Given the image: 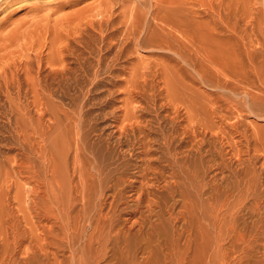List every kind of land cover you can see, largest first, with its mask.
Wrapping results in <instances>:
<instances>
[{
  "label": "rangeland",
  "instance_id": "rangeland-1",
  "mask_svg": "<svg viewBox=\"0 0 264 264\" xmlns=\"http://www.w3.org/2000/svg\"><path fill=\"white\" fill-rule=\"evenodd\" d=\"M1 1L2 0H0V2ZM57 1L62 2L63 0H20V1H17L15 3H12L11 5H8L7 9L5 8V6L1 5L4 2L0 3V5H1L0 6V187L2 186V190H3L2 194L5 192L6 194H3V195L7 196V197L2 196V205L5 208V209H3V211H5V212L7 211V213L10 214V216H8V214L5 215V219L9 220V221H7L8 222L7 228L5 227L6 225L5 226L3 225L4 220H3V222H1L2 218L0 217L1 218L0 219V225L2 223V225L6 228V230H5V228L3 229L2 228L3 226L1 225L2 226L1 229L3 230L4 233L0 232V238L3 239V237H4L3 234H6L7 231L11 234V231H14V230L17 231L18 234H19V232H22V230H23V233L19 234L20 237H21V235H22V237L25 235V238L23 237L24 239L21 237L22 240L24 241V244L19 249H21V248L22 249L21 250L17 249V253L15 252L14 244L11 243L12 242L11 238L8 240L9 242L7 243L8 247L10 248V251L9 252L7 251L8 255L5 254L7 248H6V245L4 244L5 250H3V251H5L4 252L5 256L7 255L8 257H5L4 254H2L3 253L2 252L3 242L0 240L2 243V244H0V248H1L0 259L3 258V256L5 259V260L1 259L0 264H4V262L5 263L7 262L6 264H11V263L12 264L13 263L14 264H17V263L18 264H41V262H42V264H47L46 260H44V256L42 255V253H40L39 249L41 247H43V245H44V244H42L44 242L43 241L44 236H41V235H44L43 234L44 230L42 228L44 226L43 224L47 225L48 223H45V221L42 219L43 217L41 218V215H39L37 213V210H34L33 207L31 206V204L33 202H35V204H37V200L35 197L31 198L34 196V195H32V190H31V186L33 185V182H32V179L29 178L32 175H31V173H29V171H26L27 167H29L28 166L29 163L34 165L35 169L39 171V167L41 166L39 164V162H40L39 156L41 155L40 152L42 150H41V148H38V146L40 147L41 144L44 145L43 148L44 147L46 148L48 145H52L55 142L57 144V147H58L56 149H59V145H61L59 143H62L61 140L65 139L64 140L65 142L63 141L62 145L65 144V146H66L65 150H68L66 152L67 153L66 155H68V158H67L68 160H66V157L64 155L65 152L63 153V149H62V152H60V151L58 152L55 149L56 146L52 147L57 152L55 154L58 155L59 153H63V155H64V156L63 155L61 156L60 154H59L60 156L56 155V161H58V159H59L60 162H63V164L61 163V166L63 165L61 168L66 166L64 169H62V172H63L65 169H67V164H68V166H71V164L73 163L74 154H75V151H73L74 150L73 147H75V144H76L77 139H78L77 137H79V136L81 137L84 135V138L85 137L87 138L90 135L89 136V142L86 141V143H89L91 147L96 146V149L94 148V150H92V151L94 152V155L99 159V162L100 163L103 162L101 164L105 165V168H112L113 170H118V175H119V176L117 175L118 177L125 175L127 178V181L123 184L122 187H124V188L126 187L125 189H128L127 193L125 195L126 198L124 199V202H128V204L125 206L127 208L128 212L122 211L121 215L124 214V215H122L124 217L123 219L129 218L128 214L130 213V211L134 205H133V203L128 201L129 197H127V196H130L132 194L130 192V188H129L130 186H128V185H129V181L134 182L136 180V177H137V174L139 171L138 167H140V165L143 162H141L142 160H140V158H138L139 152L137 153V151H140V149H137V147L133 148L132 143H134V138L131 136V134H129V136L128 135H122V133L119 132V130L116 128L117 126L120 127V126L126 125L125 124L126 121L132 122L129 120H125V122L123 121V124H122V122L119 124L117 123V116H118L117 111H119L118 109L122 107L124 102H126V103L131 102L130 110L136 109L137 113L139 112V114L142 117V119L140 118V120H141L142 124L144 123L143 126H146V127H144V129L146 128L145 131L147 132V134L150 135V138L155 140V141L161 140L164 136H168V135L170 137L175 135V137H173V140H180L182 137H183V139H185L184 134H185L186 138L191 137V135H190L191 132L189 130H191L190 129L191 124L193 125L195 122V126L197 125L198 131H200L198 134H200L202 131V135L200 134V136L204 137L205 140L203 142H205V147L207 148V150H209L211 148L212 149L214 148L215 150L211 149L212 151L210 150L209 154H204V156H200L195 151H192L188 147H186L187 146L186 144H183L181 147H177V148H179L178 149L179 151H183L184 154L182 153L176 158L175 157L174 158L163 157L164 160H163V158L157 159L155 162L156 163L155 165L157 167H158V165H162V164L165 165V167L159 166L160 169L163 168L161 171H163L165 173V175L161 174V176L163 175L161 178L164 177L165 179H168L169 175H171V173L174 170L175 173L177 174L176 176H178L180 178L179 179L180 183L179 182L176 183V193L173 197L170 196V198H168L169 195L167 194L166 191H164L162 189L155 190V192L157 195H159V197L161 195L160 201H162V204H164V206L167 205V207L172 212H175V213L179 212V210H181V207L183 206V203H181L182 197L184 196L187 198L188 195L191 196L190 194H192L195 191L198 193V190L196 188H193L192 185H190V183L183 176H181V171H182L183 167H185V166L190 167V168L197 167L200 170V172H199L200 178H198V181L201 184V190H204V187H205V192L203 191V194L201 193L202 199L199 200L201 202L198 201L199 195L196 194V192H195L194 195L195 194L198 195V197L195 196V198H197L196 200L199 203L195 200L193 194L188 199V200H190L189 203L190 202H191L190 204L193 203L196 207L198 204L201 203L200 204L201 206H198L197 209H201L202 212H203L204 206H205L204 208L206 210L208 208L209 209L212 208L213 210H211V211L209 210V212H210L209 214H211V213H213L214 208L218 207L219 204L223 205V204L227 203L226 200L229 199L228 195L232 194L234 192V194L236 195V200H237V196H240V198H239L240 200L238 199L239 201H237L240 203L239 208L242 207L241 209H244L243 211H239L238 216L236 218V220L238 221L237 222L238 231L242 232V234H244L245 237L249 238L251 240V243H252V245L250 244L251 246L243 245V247L245 246L243 248V247H241V245H238V244L231 245L232 242L231 243L227 242V244L225 242L224 244L226 246L224 245L222 250H221L222 252L224 251L225 254L221 252L220 254H222V256L219 259L220 261H217L215 264H217V263H219V264L220 263H222V264H264V0H156V1L155 0H124L126 2L125 3L126 6L124 5L125 9L121 5L122 3H124L123 0H120L121 3L119 2V0H116V1L115 0H68V2H67V0H64L65 6L62 8H58L59 5L56 3ZM17 3H19V4H17ZM113 8H115V10ZM122 8L125 10V12L123 11ZM162 9H163V11H162ZM111 10H112V12H109ZM164 10L165 11L170 10V12H164ZM135 11H137V12H135ZM163 12L170 14V15H168V18L171 17V22H172V19L174 21V18H175V22L176 21L178 22V20H179V23H181V24H179V26H177L176 31H174V33L176 35H178V33H176V32H181V36H182V33L184 32L183 34H185V36H186L187 35L186 33H188V30L194 28L193 31L196 30V31H194L196 33V34L194 33V36L196 35L195 38L200 43V40H201V42L203 41L202 39H200L201 33H199L202 30L201 27L202 28L204 27V29H205V30L201 31L202 33L206 32L208 29L209 31H207V33L210 32L208 34H212V35L215 34V36L214 35H213V37L211 36L212 41L208 42L207 44H204L205 41L202 42L204 44V46H201V45H203L202 43L195 46L199 55L205 56L208 53L209 57L211 56V60L214 63L213 66L211 65V67H210L211 71L210 72H209V70L207 71L208 72V73H206L207 77L205 76L206 78L209 77L208 78L209 80L204 78V77L202 78L201 75H198L197 73L192 71V69L187 64L185 65L183 62H179L177 57H175L171 52H169V53H170V56H171V54L173 55V58H172V56L169 57V54L167 53L168 51L164 52L163 50L157 49L156 47L155 48L152 47L153 45H151V46L145 45L144 47H142L138 51H136V53L133 55L134 58L138 59L137 61H139L140 65L143 64L142 66H140L138 63H136L139 66H137V65L135 66L136 68L138 67V70H142V73L145 72V74H143L142 76L140 74H138L136 78L134 77L132 79L131 78L126 79L124 77H119V78L112 77V78H114L113 80L110 76L108 77V76L102 75V74H100V76H101V77L99 76L100 78H95L92 76L94 71H95L94 67L97 63L96 62L97 59L94 55H96V53H97V51H99L100 47H103V45H104L103 41L101 40V38H102L101 35L104 37L106 35H112V37H113L112 40L114 42L113 44L121 46L124 42L123 36H125L126 29L132 28V26H135V24L137 22H139V23L141 22V24L142 23L145 24V25L144 24L141 25V28L143 26L142 29H146V30H149V29L150 30H152V29L156 30V28L160 29L161 21L160 20H154V15L156 14L157 16H159ZM110 13H112L113 15ZM219 13H220V15H218ZM108 14H110V15H108ZM209 14H210V16L212 15V17L208 16ZM222 15L224 17H222ZM217 17H218V19L220 17V20H218ZM182 20H184V21H182ZM86 21H88V22H86ZM91 22L95 26L94 29L92 27H89ZM205 22H207L208 25L210 23L211 24L208 26L207 23H205ZM215 22L216 23L218 22V24L220 23L221 27L223 26L222 28H226L225 31H223L224 32L223 35H227V36H225L227 38L224 37L225 41H223V42H221L222 40H220V39H222L223 36L220 37L221 31H219V29L222 30V28H220L218 26V24H214ZM225 22H226V24H225ZM87 23H89V24H87ZM100 23L103 26L102 29L105 30L102 33L100 31ZM182 23H183V25H182ZM185 23L190 24V25H187ZM146 24H147V26H146ZM158 24H160V25H158ZM191 24H192V26H191ZM199 24H200V26H199ZM196 25L199 27L200 30H198V27ZM213 25L214 26L216 25L215 28L213 27ZM128 26H130V27H128ZM183 26H186L187 30L185 29L183 31V29H184ZM188 26L189 27L191 26V28L188 29L187 28ZM193 26H195L197 28H195ZM85 27H86V29H85ZM148 27H149V29H148ZM181 27H183V29ZM205 27H207V28H205ZM77 28H78V31H77ZM97 28L100 32L94 31ZM178 28L179 29L181 28L182 31H180L181 29L178 30ZM217 28H219L218 29L219 35L216 34ZM73 29H74V31H73ZM82 29H84L86 31V34L84 33V30H82ZM159 29H158V32H159ZM81 31H82V33H81ZM191 31H189V32L191 34H193V31L192 32ZM226 32H228V33L225 34ZM74 33L76 35H77V33L81 34V36H83V37L86 35L84 37V39L86 38V40L89 42L90 46L88 48H85V47L80 48V45H78L76 43V41H74L80 35H77V37H76V35H74ZM93 33L95 36L93 35ZM197 33H199V35H197ZM88 34H92V35L91 36L89 35L90 36L89 37ZM97 34H98V36H97ZM56 35L58 36V38ZM60 35H63V36L61 37ZM179 36H180V34H179ZM179 36H177V37H179ZM181 36L179 37L180 39H181ZM59 37L62 40H60ZM91 37H93V38L91 39ZM183 37H184V35L182 36V39H183ZM218 37H219L220 41L217 40ZM208 38H210V36ZM54 39H57V41H58L56 46H54L53 41H51ZM67 39H69V40H67ZM142 39H143V41L145 40V42H150V39L148 37H144ZM116 40H117V42H116ZM210 40H211V38H210ZM215 41H217L219 43L217 44V42H216V44H215L214 43ZM109 43H112V41H109ZM61 44L63 46H64V44L65 45L68 44L69 45L68 48L75 49V50H77V52H79V50L84 51V54L82 55L83 57L81 56V62L83 61L82 63L81 62L77 63L75 61V59L73 60L71 58V56L67 57L68 61H71V64H72L71 67L74 69L72 72H69V76L71 75L70 77H68V78H71V79H69L70 81L67 79V76L64 77V79H65L64 80V79H60L59 77L57 78L56 75H54V73H52L53 72L52 70H55L56 67L58 68V65H54L53 64L54 62H52L51 58H53L52 55L55 56V54L57 53V50H58L57 47L58 46H59V49L63 48V46ZM219 45H221L222 47ZM60 46H62V47H60ZM198 46L202 47L199 49L200 51L197 48ZM97 47H99V48H97ZM219 48L221 51L222 50H226V51H224V53L221 54ZM88 49H90V50H88ZM90 51L92 53L94 51V53H93L94 55L89 54ZM157 51H159V52L157 53ZM102 53L104 55L107 54L106 49H104ZM161 53H165V54L163 55ZM79 54H81V53H79ZM153 54H154V56H153ZM47 55H49L50 59H48ZM40 57L42 58V60H40L41 59ZM160 57L163 59L161 60ZM164 57L167 58V59H165L166 63L168 65H170V67L168 66L169 67L168 70L166 68L167 66H166ZM170 58H172L171 61H170ZM44 59H46V60H44ZM47 59H48V61H47ZM175 59H176V62L177 61L179 62V63L177 62L179 64L178 66L176 65L177 63L174 62ZM199 59L202 60V57H199ZM50 63H52V64L50 65ZM86 63L88 66H86ZM88 63H90V64H88ZM150 63L152 65V69H151ZM163 63H165L164 66H166L165 67L166 69L164 71L162 68H159L161 65H163ZM180 63H182L183 65ZM75 64H77V65H75ZM127 64L128 63H127L126 59H122V61L120 62L121 66L122 65L126 66ZM29 65L31 66V68L29 67ZM40 65L43 68H41ZM78 65H79V68H78ZM83 65H85V66H83ZM157 65H158V68H157ZM143 66H144L146 71L143 70ZM173 66H175V67H173ZM216 66H218V67H216ZM80 67L83 69H81ZM84 67H85V69H84ZM161 67H163V66H161ZM27 68H30V69H27ZM170 68L172 69L171 71H170ZM188 68H190V69H188ZM213 68L217 69V70H214ZM21 69H22V71H21ZM78 69L81 71H79ZM39 70H41V71H39ZM219 70H221V71H219ZM216 71H218V72H216ZM175 72H177V73H175ZM139 73H141V72H139ZM192 73H194V75L195 74L197 75L194 77L195 80L192 77V76H194ZM36 74H37V76H36ZM49 74H50V76H49ZM77 74H79V75H77ZM159 74H161V75H159ZM14 76H18L19 79H21V83H22L21 85L22 86L18 87L19 88L18 89V88H16V84L10 85L11 86L10 89H12V90L9 89V91L11 92L10 97L11 98L13 97L14 101L17 98L21 101H19L17 99L15 101L16 103L13 101L14 104H10L12 99L10 101V97H9V99L6 97L5 89L7 91L8 85L14 82L13 81V80H15ZM29 76L31 79H32V77L35 78V76H36L37 82L42 81L41 83L43 85L41 86V83H40V87H39L40 90H42L44 88L46 81L47 82L49 81V84L51 85L50 89L51 88H53V89L50 92H48L49 95L50 94L51 95L50 96L47 95L46 98L47 97L49 98L53 95V97H52L54 99L53 103L47 102V101H52V100L48 99L47 101H45V100L41 99V97L38 98V96H37V99H34L35 96L31 92V88H33L34 86L32 87L31 86L32 84L29 85V83L31 82V81L29 82V80H28ZM74 77H76V78H74ZM175 77L177 79H175ZM79 78H80V80H79ZM59 79H60V81H59ZM77 79L80 82H77ZM192 79H193V81H192ZM144 80L148 81L149 89H148V87H145L144 89L146 91H141V92L142 93L145 92L144 94L148 93L151 95V96L148 95V97L150 96L149 97L150 103L146 98H143L139 94H136V97L133 101L128 100L127 96L125 97L124 95H122L127 90L128 87H136L137 82H142ZM177 80H178V82H177ZM203 80H205V81H203ZM6 82H10V83H6ZM60 82H62V83H60ZM191 82L193 83V85ZM237 82H241V84H242L241 89L239 88L236 91H232L230 89L229 85H232V84L235 85V84H237ZM163 83L167 84L168 86H166ZM179 83L181 85H179ZM224 83H225V85H224ZM191 85L194 88L196 87V89L194 90ZM226 85H227V88L229 87L228 88L229 90L226 89V87H225V89L221 88V87L226 86ZM166 87L168 88V90L166 89ZM34 88L36 89V85ZM62 88H63L64 92H62L63 91ZM124 88H126V89H124ZM161 88H162V91H160ZM141 89H143V88H141ZM147 89H148V91L151 89V92H148ZM165 89H166V91H165ZM16 90L17 91L19 90L18 92H20V94H17ZM27 90H28V92H27ZM123 90H124V92L122 93ZM186 90L188 93L186 92ZM196 90H197V92H196ZM167 91H168V93H167ZM171 91H172V93H171ZM180 91H181V93H179ZM182 91H185V92L183 93ZM195 92L198 94H195ZM21 93H22V95H21ZM26 93H28V94H26ZM164 93L166 95L168 94L169 97L167 95V97H168L167 98ZM175 93L177 94V96H174V97H178V98H179V95L183 93L182 95H180L181 100L177 101V98H174V99H176L175 101L177 103L174 101L173 98H170V97H173V95H175ZM208 93L210 95H206ZM212 93H213V95H211ZM163 94L165 95L166 99L164 97H161V99H160L159 96H162ZM18 95L21 96V98H19ZM138 95L140 97H138ZM183 95H184L185 100L182 98ZM187 95H189V96H187ZM154 96H156V97H154ZM15 97H17V98H15ZM188 97L191 98L190 101H189ZM226 97H228L229 101L234 99L233 102L231 101L232 102L231 105H234V106H231L229 104L231 102H228V99H226ZM52 98H50V99H52ZM39 99H41L40 102H39ZM143 99H145V100H143ZM167 99H169V102ZM186 99L188 100L187 102H185ZM207 99H209V101H207ZM216 99H218V100H216ZM37 100H38V105H40L41 101L45 105L41 103L40 108H39L36 104ZM193 101H195V105L194 104L191 105V103ZM178 102H180V104H178ZM182 102L184 105L182 104ZM214 102H216V103H214ZM217 102L220 103V106L218 105ZM46 103L48 105V109H47ZM50 103H51V106H50ZM134 103H135V105H134ZM141 103L143 105H139ZM159 103H161V104H159ZM167 103H168V105H167ZM188 103H190V105ZM17 104L20 106H19V108H16V110H15V107H13V106L14 105L16 106ZM35 104H36V106H33ZM153 104H155V105H153ZM169 104H170V106H169ZM228 104L230 107H234V108H232L233 110H236L237 108L239 109L241 107L240 109L244 110V112L242 113V110H240L241 111V113H240V111H238V109L236 110V112L232 111L231 108L229 109V106H227ZM162 105H165V106L162 107ZM171 105H173V106L175 105L176 108H178V105H179V107H180V108H178L179 113H177L179 116L178 115L172 116V115H175L176 113L174 114V111L170 110V109L174 108ZM235 105L237 106V108H235ZM10 106H11V108H10ZM24 106H25V108H24ZM49 106H50V109H49ZM141 106H143L144 109L141 108ZM157 106L158 107L160 106V107L158 108ZM168 106H169V108H168ZM182 106H183V109H182V111H180ZM226 106L228 107L229 110H227L225 108ZM26 107H29V109L27 108V110H26ZM51 107H52V110H51ZM146 107H147V109L148 108L149 109L147 110ZM250 107H252V108H250ZM61 108H63V109H61ZM64 108H67V111L69 108V112L63 113L66 110V109L64 110ZM163 108H164V110H163ZM190 108H191V110L195 109L194 111H195L196 115H198L195 117L197 119V121L200 120L199 119V115H200L203 118V120L202 119L200 120V124L202 122L204 125V123L206 122L205 123L206 125H204V126L200 125L199 121L197 122L196 120H194L193 123H191L190 125L188 124L194 116L192 114H188V112H187V115H185V113H186L185 111H187V110L191 111ZM13 109H14V111H12ZM21 109H23V110H21ZM40 109H41V112L45 109L42 112V115H41L42 118H41V116H39L41 114V112L39 113ZM212 109H214V110H212ZM17 110L18 111L21 110V113H20V111L17 113ZM46 110H48V111H46ZM200 110H203V112ZM15 111H16V113H14ZM37 111H38L39 115H37ZM70 111H72V112H70ZM80 111L82 112V115H83V117H82L83 119L82 118L80 119L81 121L83 120V130H82L83 133L80 131L81 134L79 135L77 133V135H76V133H75L76 132L75 131L76 125H74V123H76L78 121L77 117L79 116L78 113ZM171 111H172V113H171ZM228 111L232 112L233 114L231 113L232 114L231 115L230 112L228 113ZM19 113H20V115H19ZM69 113L74 114V116L72 117L71 114H69ZM200 113H202V114H200ZM207 113H208V115H206ZM64 114H66L69 117L71 116V118H73V120L75 122L72 123L73 120L72 119L69 120V118L67 116H65ZM212 114L214 116L213 118L211 116ZM226 114H227V116H226ZM164 115H166L167 118ZM180 115H182V116L180 117ZM242 115H244V116L241 117ZM152 116H153V118H152ZM206 116H208L209 118L211 116L210 120ZM228 116H230V119L227 118ZM46 117H47L46 120H48L47 122L44 119ZM66 117L69 121L66 119ZM156 117H157V120H156ZM85 118H86V120H84ZM238 118H239V122H243L240 130L243 128V130H245L244 132H247L248 140H251L250 141L251 147H252V150H254V152L249 150L248 144H246L245 141H243L242 145L238 146V147H235L234 143L231 142L232 146H234V149H235L233 155L236 154L234 156V159H238L239 157H241V153H242V157L244 154L246 155V156L244 155V157H243L246 161L249 159L248 162H246L241 157V159H243V165L244 166L239 165L236 161V164H238V165H236L237 167L234 170L235 160H233L232 156L229 153H226L227 150H228L227 152H229V150H230V148L227 147L228 135H229V131L227 129V124L230 125L233 122L235 123V121L238 120ZM50 119L51 120L54 119V120L51 121ZM144 119H145V121H144ZM212 119H213V122H214V120H217V121H215L217 123H211L210 124V121ZM49 120H50V123H52V124L49 123ZM71 120H72V122H71ZM244 120H245V122H244ZM59 121H60V123H59ZM37 122H39V123H37ZM44 122L47 125H45ZM55 122L57 123L58 127H56ZM172 122H173V124H172ZM224 122H225V124H224ZM65 123H67V124L69 123L68 125H70V123H72V124L70 126H67V124H65ZM53 124H54V126H51ZM59 124H61V125H59ZM152 124H153V126H152ZM180 124H182V125H180ZM186 124H188V125H186ZM213 124H214V126H215V124H217L215 127L216 130H214V128H212L214 130V132L211 131V126ZM223 124H224V126H223ZM48 125L50 126V128H46V126H48ZM84 125L86 126V128H84ZM163 125L165 127H163ZM185 125L188 126L187 132L189 131V134L186 131H184ZM148 126H149V128H148ZM205 126H206V128H204ZM221 126H223L224 130L225 129H227V130H225L223 132V129ZM37 127L40 128V131L43 129L42 130L43 132L41 131L43 135L47 134L48 131H50L49 132L50 134L44 135V137H45L44 138L43 136L40 135L41 132L38 133ZM41 127H43V128H41ZM53 127H54V129L52 131V134L53 133L54 134L56 133L57 135L59 134L58 136L60 137L61 135H65L64 133H66L67 136L66 135L65 136L68 139L71 140V138L72 139L76 138V140L74 139L75 140L74 142H72V140L71 141L66 140L67 138L65 136H63V137L61 136L62 139L60 140V142H59V140L56 141L55 139L54 140L51 139V138H54V136L57 137V135H54V134H53L54 135L53 137L48 136V135H52L51 129ZM71 127L75 128V129L73 128L74 129V135H73V130ZM175 127L178 128V131L176 130ZM202 127H203V129H202ZM244 127H246V129H244ZM247 127H248V129H247ZM62 128H64V129H62ZM150 128H151V130L152 129L153 130L150 131ZM167 128H169V129H167ZM85 129H87V130H85ZM147 129H149V130L147 131ZM182 129L184 132L180 131ZM63 130H66L67 132L64 131L62 133ZM84 130H85V132H84ZM205 130H206V134L203 135V133H205L204 132ZM220 130L222 133H220ZM243 130L240 132L242 133ZM69 131L72 133L69 134L68 133ZM87 131L90 133H88ZM226 131H228V132H226ZM210 132H212V133L209 134ZM225 132L227 133L226 135H225ZM214 133L217 135V137L213 136V135H215ZM71 134H72V136H71ZM171 134H173V135H171ZM186 134H188V135H186ZM208 135L211 137V139L208 137ZM70 136H71V138H70ZM155 137H156V139H155ZM159 137H160V139H159ZM86 138H85V140H86ZM222 138H224L226 140H224ZM23 139H24V141H23ZM36 139H37V141H35ZM56 139H58V138H56ZM87 140H88V138H87ZM41 141H42V143H41ZM51 141H52V143H49ZM37 142H38V144L40 143L38 146H37ZM68 142L69 143L71 142V144L70 145L67 144ZM130 142H131V144H130ZM233 142H235V141H233ZM258 142H259V145H257ZM221 143H224L223 145H224L225 149H227V150L223 149ZM228 143L230 144V141ZM254 143H256V147L258 148V150H256L257 148L254 149V147H255V146H253ZM31 144L33 145V149L31 148L32 147ZM89 144H87V145L89 146ZM70 146H72L73 149ZM258 146H260V147H258ZM93 147L91 149H93ZM184 147H185V149H184ZM61 148H64V146L60 147V149ZM70 148L72 149L71 151H69ZM239 148H242V150H239ZM37 149L40 151H38ZM155 149L156 150L159 149V151L162 150L161 147H159V145L155 146ZM24 150H26L25 153H28L29 156L27 154H26L27 155L26 156L25 153L22 152ZM28 150H30L29 151L30 153L27 152ZM33 150H34V152H31ZM223 150H225V151L222 154ZM35 151H36V153H35ZM186 151H188V152H186ZM69 152H70V154H69ZM219 153L222 156L221 155L219 156ZM225 153H226V155L224 156ZM237 153H239V154H237ZM227 154L230 156H228ZM159 155H160V152H159ZM32 156L34 157V159ZM29 157L30 158L32 157V158L30 159ZM203 157H206V158L203 159ZM223 157H225V158H223ZM227 157H229L230 159ZM245 157H247V159ZM250 157H252V158L250 159ZM35 158L38 162L35 161ZM221 158H223L224 161H222ZM25 159H27L28 161L30 160V161L28 162ZM104 159H105V163H104V161H102ZM184 159H185V161H184ZM214 159H216V160H214ZM193 160H194V162H193ZM59 161L57 163H59ZM67 161L69 163H67ZM229 161L230 162L233 161L234 163L233 162L230 163ZM21 162H22V165H20L21 167L24 164L26 165L27 162H28V164L26 166L24 165L26 168L24 169V166H23L22 167L23 170L20 171L19 169L21 167L18 168V166H19V164H21ZM106 163H108V165ZM195 163H197L196 166H195ZM202 163H203V165H202ZM207 163H209L210 165ZM38 164H39V166H38ZM64 164H66V165H64ZM110 164H111V166H110ZM246 164L249 166L247 167ZM179 165H181L182 167ZM107 166H110V167H107ZM239 166L241 168H239ZM187 167H185L184 170H186ZM243 167L244 168L247 167L248 169L249 168L251 169L253 167V169L252 170L249 169V171H248V169L246 168L247 170L244 173V172H242L244 169ZM204 168H206V170ZM207 169H208V171H207ZM226 169H227V171H226ZM229 169H231L232 171H229ZM24 170L26 171V173L24 172ZM67 171L68 170H65L66 173L65 172L64 173L65 174H67V173L72 174V171L71 172H67ZM249 172L251 173V176H249L250 175ZM253 172H254V174H252ZM200 173H202V176H203L202 179H201L202 176L200 175ZM221 173H223L222 176H221ZM246 173H247V175H246ZM248 173H249V175H248ZM71 174H69V175H71ZM120 174H121V176H120ZM204 175H205L206 179H205ZM209 175H210L209 178H211V179L208 178ZM238 175H239V177H238ZM252 176L254 177V179H251V178H253ZM222 177H223V180H222ZM236 177L238 178V180H240V178H241V180L243 182H244V179H245V181L246 180L247 181L244 182V184H241L242 182L240 180L241 183L236 182L237 184L239 183L237 185L234 181L237 179ZM243 177H245V178H243ZM75 179L77 180V178H75ZM229 179H231V180H229ZM170 180L172 182H175L174 179H170ZM208 180H211V181H208ZM221 180L223 182H225L224 186L222 185L224 183ZM251 180H253V182H251ZM29 181H31L32 184H29V183H31ZM207 182L208 183L210 182V183L208 184ZM211 182L214 183V185ZM221 182H222V184H221ZM23 183L24 184L28 183L27 184L28 186L24 185ZM202 183H203V185H202ZM228 183H229V185H228ZM250 183H253V184H251V186L253 185L254 188L250 186ZM226 185H228V186H226ZM18 186H19V188H22V190L16 189ZM245 186L248 188V189H246L248 194L254 192V194H251L252 197L249 196L245 192V190L243 189V188H245ZM192 188H193V190H192ZM211 188H212V190H211ZM185 189H190V191H193V192L190 193L189 190H187V191H189V192H187ZM208 189H210V190H208ZM8 190L13 196L15 195L16 191H18V192L21 191L22 192L21 196L23 195L22 196L23 198H20L21 197L20 193H16L17 194V195H15L16 197L14 196V198H12L11 197L12 195L10 193H8ZM250 190H251V192L249 193ZM179 191H181V192H179ZM182 191L186 192L188 195L183 192L184 194H186V195H184L182 193ZM210 191H212V192H210ZM0 192H1V188H0ZM128 192H130V193H128ZM159 192H161V193H159ZM225 193H226V195H225ZM182 194H183V196H182ZM206 194H207V197H206ZM209 194L211 195L212 198L210 197ZM241 194L243 196H245V198H243V196ZM9 195L12 199L9 197ZM109 195H112V194L109 193ZM180 195H181V198H180ZM219 195H220V197H218ZM17 196L20 198V202H21L20 205H19V202L18 203L16 202V201H19V200H16V198L18 199ZM26 196L28 198L25 202L24 200H25ZM214 196L215 197L217 196V198H215ZM247 196L250 197V199H248ZM241 197H242V199H241ZM7 198H8V200H7ZM204 198H205V200H207L206 204L203 203V202H205V201H203ZM9 199H11V201ZM177 199H178V201H177ZM212 199L213 200L215 199L216 201L218 199V200H221V202L219 201V202L215 203V201L213 202ZM246 199L249 201H247ZM3 200L5 201V203ZM12 200H14V201H12ZM173 200H175L177 203H175V201H173ZM192 200H193V202H192ZM208 200H209V203L210 202L211 203L213 202V203L210 204L211 207L208 206L206 208L207 204H209ZM231 200H229V201H231ZM0 201H1V199H0ZM7 201H10V203ZM11 202L13 205H11ZM22 202H23V204H22ZM6 203H8V204H6ZM16 203H17V205H16ZM21 204H22V206H21ZM241 204L244 205V208H243V205H241ZM7 205H8V207H7ZM174 205H176V206H174ZM202 205H204V206L202 207ZM9 206H10V208H12V207L13 208L10 209ZM28 206H31L32 207L31 210H33V214L31 211L29 213H31L34 217L36 215V217L34 219H33V217H31V219H33V220L36 219L37 222H35V221L33 222L31 219H29V215H31V214H29L28 212H25L26 210L29 211L30 208ZM108 206L109 205L105 206L106 209H108ZM123 206H122V208H123ZM253 206H256L255 207L256 209H254ZM27 207L29 209H27ZM18 208H19V210H18ZM24 208H26V209H24ZM250 208H252V209H250ZM165 209L166 208L164 207L163 208L164 214H166ZM205 209H204V211H206ZM14 210H16V211H14ZM23 210H25L24 212L26 214H28V216L25 214L26 215V217H25L24 214H21L20 211H23ZM254 210H256V212ZM18 211H19V213H18ZM34 211H35V213H34ZM252 211H254V212H252ZM120 212H121V210H120ZM240 212H241V214H240ZM203 213H205L206 216H204V214H203L202 215L203 217L202 216H200V217L203 218L204 222L209 221L206 224L201 219V221L204 223V225H206L204 233L206 232V229H209V231H207V233L211 232L209 236H211V234L214 236L215 230L213 231L211 229L213 227V225L211 224L212 222L210 220L209 214L207 213L208 214L207 215L206 212H203ZM1 215L2 214H0V216ZM6 216H7V218H6ZM27 217H28V219H27ZM204 217H206V218L204 219ZM193 219L195 221L199 220L198 222H200V219L197 216L194 217ZM239 219L241 221H239ZM18 220H19V222H18ZM26 220H27V222L29 220L30 223L26 222V224H25ZM41 220H43L42 221L43 223L41 222ZM150 221L155 224L154 231L150 228L149 224L147 226H145V228L143 229V233H141V234L139 232H137V230H131L132 233L130 232L128 239H127L128 244L126 242H122L119 246L116 244L113 246L111 245L109 248L110 253H109V256L107 257V259L109 261H107L106 263H102V264H115L118 261L117 256L119 258V254H120L119 249L120 248L122 249V251L123 250L126 251L128 249L132 254L134 253L139 259L141 258V260L144 257H150V259L153 260V261H151L152 263L160 262L161 260L163 261L164 260L163 254H165V252L162 251V244H164V242H165L164 241L165 235H163L164 234L163 231L159 235H157L156 233H153V232L158 231V227L160 225V222L157 221L156 217H152ZM7 222L5 221L4 224H6ZM239 222H241L240 225L238 224ZM32 223H35L34 224L35 226L31 225ZM120 223L123 224L122 222H120ZM203 223H202V225H203ZM27 224L31 225L32 230H33L32 232L30 231L31 230L30 225H27ZM36 224H37V226H36ZM181 224L182 223L177 224L178 229H180V227L183 228L184 223H183V225H181ZM210 224H211V226H210ZM38 225L41 228H38L39 227ZM196 225H195V227H196ZM27 226L30 227V230L27 233L29 236L26 233H24L25 231H27L29 229V228L25 229V227H27ZM209 226L211 228H208ZM18 228H21V229H18ZM36 228L40 229L37 231L38 234L40 233V236H38L39 240L42 237L41 238L42 240H40L39 243H37L38 240H37V242L34 241L35 235L37 234L36 232H34V229H36ZM242 228L244 231L242 230ZM8 229H10V230H8ZM213 229H214V227H213ZM203 230H204V227H203ZM41 231H43V233ZM30 232L31 233L34 232L35 234H31ZM212 232H214V234ZM207 233L205 234L206 238H207V235L209 234V233L208 234ZM31 235H33V236L30 237ZM135 235L138 236V237L137 236L136 237L139 240L135 238ZM209 238L211 239L214 237L211 236ZM210 239H208V244H209V242L214 241V240H210ZM161 240H163V241H161ZM254 241H256V242L253 243ZM30 242H32V243L30 244ZM130 242H133V243H130ZM34 243L36 245H33ZM211 243L209 244L208 247L205 248V251L206 250L208 251V252L206 251L208 253V254L206 253L208 255L207 257L210 258V260L207 259V261L208 262L211 261V262H209V264H213L214 257H211L210 255L211 254L214 255V253H215L214 249H212L213 244H211ZM29 244H30V246H29ZM37 244H39V245L42 244V246L40 245L41 246L40 247ZM230 245L233 246V249ZM234 245L238 249L236 247H234ZM32 246L33 247L38 246L35 248L37 250L34 249V251L37 252V255H35L33 257H32V254H30V252L33 250H31L29 252V250L31 249L30 247H32ZM239 247H241V248H239ZM24 248L28 252V254L24 250ZM242 248H243V250H242ZM252 248L254 250H252ZM224 249H226V251ZM24 251L26 252V254ZM38 251L40 253L39 256H38ZM22 252H24V254H22ZM116 252H118V253H116ZM9 253L10 254L12 253V256ZM113 253L116 255H114ZM232 254H233V256H232ZM27 257H29L30 259H28ZM38 257H41V258L39 259ZM9 259H10V261H9ZM197 264H199V263L197 262Z\"/></svg>",
  "mask_w": 264,
  "mask_h": 264
},
{
  "label": "bare ground",
  "instance_id": "bare-ground-1",
  "mask_svg": "<svg viewBox=\"0 0 264 264\" xmlns=\"http://www.w3.org/2000/svg\"><path fill=\"white\" fill-rule=\"evenodd\" d=\"M17 1H20V0H2L0 3H2V2H4V3H2L1 5L2 6H5V8L7 9L8 8V5H11L12 3H15V2H17ZM116 1V0H115ZM124 1V0H123ZM122 1V2H123ZM156 1V0H155ZM55 2V1H54ZM67 2H68V0H67ZM108 2V1H107ZM119 2L121 3V1L119 0ZM59 6H58V8H62V7H64L65 6V3H64V0L62 1V2H60V1H57L56 2ZM125 1H124V3H122L121 5L123 6V8H124V5H125ZM17 4H19V3H17ZM0 5V6H1ZM16 5V4H15ZM113 5V4H112ZM14 6V5H13ZM35 6V5H34ZM126 6V5H125ZM11 7V6H10ZM119 8V7H118ZM122 8V9H123ZM114 10H115V8H113ZM112 9V10H113ZM125 9V8H124ZM123 9V11L125 12V10ZM112 10L111 11H109V12H112ZM121 11V10H120ZM162 11H163V9H162ZM114 12V11H113ZM135 12H137V11H135ZM164 12H170V10L168 11V10H164ZM159 13L160 15V17L159 16H157L156 14L154 15V20H160L161 21V25L160 24H158V25H160V29H159V32H158V29L156 28V30H154V29H152V30H150L149 29V27H148V29L149 30H146V29H142L143 28V26H142V28H141V25H143L144 23H142L141 24V22L139 23V22H137L136 24H135V26H132V28H127L126 29V32H125V36H123V38H124V42H123V44L121 45V46H119V45H116V44H113L114 42H113V37H112V35H106L105 37L104 36H102L101 35V40L103 41V47H100V49H99V51H97V53H96V55H94L93 53H94V51H93V53L91 52H89V54H93L95 57H96V65H95V71H94V73H93V77H95V78H100L101 76H100V74H102V75H106V76H110L111 78L112 77H116V78H119V77H124V78H126V79H132V78H136L137 77V75L138 74H140L141 76L143 75V74H145V72H143L142 73V70H138V67L136 68L135 66L137 65V66H139L140 64H139V61H137L138 59H136V58H134L133 57V55L136 53V51H138L140 48H142V47H144L145 45L146 46H151V45H153L152 47H156L157 49H160V50H163L164 52L165 51H168L167 53L169 54V57H171L172 56V58H173V55L175 56V57H177V59L179 60V62H183L185 65L187 64L191 69H192V71H194L195 73H197L198 75H201V77L203 78H206L207 77V74L206 73H208L207 71L209 70V72L211 71L210 70V67H211V65L213 66V62H212V60H211V56L209 57V55H208V53L205 55V56H202V55H199V53L197 52V50H196V48H195V46H197L198 44H201L203 41H205V43L204 44H207L208 42H210V41H212V37H213V35L215 36V34H208V33H210V32H208L207 33V31H209L208 29H207V31L206 32H204V33H202L201 31L202 30H205L204 29V27L202 28L201 27V31L199 32V33H201V38L200 39H202L203 41L201 42V40H200V43L198 42V40H196V38H195V36H194V31H196V30H194L193 31V29L194 28H192V29H190V30H188V33H186L187 35L185 36V34H183L182 33V36L184 35V37H183V39H182V36H181V32H176V33H178V35H176L175 33H174V31H176V29H177V26H179V24H181V23H179V20H178V24L175 22V18H174V21H173V19H172V22H171V17H169L168 18V15H170V14H168V13ZM115 13V12H114ZM106 14V13H105ZM110 14H112V13H110ZM110 14H108V15H110ZM190 14V13H189ZM113 15V14H112ZM126 15V14H125ZM198 15V14H197ZM218 15H220V13L218 14ZM134 16V15H133ZM208 16H210V14L208 15ZM131 17V16H130ZM173 17V16H172ZM193 17V16H192ZM196 17V16H195ZM210 17H212V15L210 16ZM222 17H224L223 15H222ZM221 17V18H222ZM134 18V17H133ZM178 18V17H177ZM176 18V19H177ZM118 19V18H117ZM136 19V18H135ZM148 19V18H147ZM213 19V18H212ZM217 19H218V17H217ZM216 19V20H217ZM102 20V19H101ZM138 20V19H137ZM218 20H220V17H219V19ZM90 21V20H89ZM92 21V20H91ZM148 21V20H147ZM181 21V20H180ZM182 21H184V20H182ZM84 22V21H83ZM86 22H88V21H86ZM107 22V21H106ZM157 22V21H156ZM188 22V21H187ZM193 22V21H192ZM203 22V21H202ZM201 22V23H202ZM219 22V21H218ZM218 22L216 23H214V24H218ZM117 23V22H116ZM150 23V22H149ZM184 23V22H183ZM183 23H182V25H183ZM205 23H207V22H205ZM2 24V23H1ZM83 24V23H82ZM87 24H89V23H87ZM185 24H187V23H185ZM194 24V23H193ZM197 24V23H196ZM211 24V23H210ZM209 24V25H210ZM224 24V23H223ZM225 24H226V22H225ZM78 25V24H77ZM145 25V24H144ZM181 25V26H182ZM187 25H190V24H187ZM195 25V24H194ZM207 25H208V23H207ZM208 25V26H209ZM87 26V25H86ZM125 26V25H124ZM146 26H147V24H146ZM151 26V25H150ZM191 26H192V24H191ZM191 26L189 27H187L188 29L189 28H191ZM197 26V25H196ZM199 26H200V24H199ZM216 26V25H215ZM215 26L213 25V27L215 28ZM218 26L220 27V28H222L221 27V24L219 23L218 24ZM89 27H92L93 29L95 28V26H94V24L91 22L90 23V25H89ZM102 25H101V23H100V31H101V33L103 32V31H105V30H103L102 29ZM128 27H130V26H128ZM183 27H184V29H183ZM183 27H181L182 29H183V31L186 29V26H183ZM193 27H195V26H193ZM198 27V26H197ZM197 27H195V28H197ZM212 27V26H211ZM80 28V27H79ZM84 28V27H83ZM180 28V29H181ZM205 28H207V27H205ZM67 29V28H66ZM85 29H86V27H85ZM179 28H178V30H180ZM182 29L180 30V31H182ZM218 29L219 28H217V35H219L218 34ZM224 29V30H223ZM225 29L226 28H222V30H220L219 29V31H221V36L220 37H222V39H220V40H222L221 42H223V41H225V38H227V37H225V36H227V35H223V31H225ZM82 30H84V29H82ZM187 30V29H186ZM193 31V34H191L189 31ZM198 30H200L199 29V27H198ZM211 30V29H210ZM214 30V29H213ZM212 30V31H213ZM66 31V30H65ZM69 31V30H68ZM73 31H74V29H73ZM77 31H78V28H77ZM76 31V32H77ZM94 31H98V32H100L99 30H98V28L97 29H95ZM191 31V32H192ZM75 32V33H76ZM73 33V32H72ZM74 33V35H76ZM81 33H82V31H81ZM84 33L86 34V31L84 30ZM83 33V34H84ZM199 33H197V35H199ZM212 33V32H211ZM214 33V32H213ZM228 32H226L225 34H227ZM179 34H180V36H181V39L179 38L180 36H179ZM196 34V33H195ZM66 35V34H65ZM73 35V36H74ZM77 35H80L79 37H77ZM77 35H76V37H77V39H75L74 41H76V43L78 44V45H80V48L81 47H85V48H88L89 46H90V44H89V42L86 40V38L84 39V37L86 36H81V34H78L77 33ZM91 36L92 34H88V36ZM93 35H94V33H93ZM124 35V34H123ZM57 36V35H56ZM61 37L63 36V35H60ZM87 36V37H88ZM89 36V37H90ZM95 36V35H94ZM97 36H98V34H97ZM114 36V35H113ZM177 36H179V37H177ZM210 36V38H211V40H210V38H208ZM212 36V37H211ZM144 37H148L149 39H150V42H145V40L143 41V39L142 38H144ZM217 37V36H216ZM225 37V38H224ZM56 38V37H55ZM57 38H58V36H57ZM60 38V37H59ZM73 38V37H72ZM93 37H91V39H92ZM224 38V39H223ZM214 39V38H213ZM60 40H62L61 38H60ZM59 40V41H60ZM67 40H69V39H67ZM218 41H220L219 40V37H218V39H217ZM51 41H53V45L54 46H56V44L58 43V41H57V39H54V40H51ZM109 41H112V43H109ZM92 42V41H91ZM116 42H117V40H116ZM122 42V41H121ZM120 42V43H121ZM216 42L217 41H215L214 43L216 44ZM220 42V43H221ZM61 43V42H60ZM68 43V42H67ZM70 43V42H69ZM75 43V42H74ZM94 43V42H93ZM219 42H217V44H218ZM225 43V42H224ZM229 43V42H228ZM71 44V43H70ZM203 44V43H202ZM204 44L203 45H201V46H204ZM222 44V43H221ZM60 45V44H59ZM62 45V44H61ZM77 45V46H78ZM224 45V44H223ZM63 46V45H62ZM62 46H60V47H62ZM68 44H64V46H63V48H60L59 49V46L57 47L58 48V50H57V53L55 54V56L54 55H52L53 56V58H51L52 59V62H54L53 64L54 65H58V68L56 67V69L55 70H52L53 72L52 73H54V75H56V77L58 78H60V79H64V77L65 76H67V79L69 80V79H71V78H68V77H70L69 76V72H72L74 69L71 67V61H68V59H67V57L68 56H71V58L74 60L75 59V61L77 62V63H79V62H81V56L84 54V51L83 50H79V52H77V50H75V49H71V48H68ZM75 46V45H74ZM206 46V45H205ZM219 46H221V45H219ZM222 47V46H221ZM226 47V46H225ZM97 48H99V47H97ZM198 48V50L200 49V48H202V47H197ZM211 48V47H210ZM224 48V47H223ZM55 49V48H54ZM104 49H106V51H107V54H103L102 52H103V50ZM88 50H90V49H88ZM219 50H220V48H219ZM55 51V50H54ZM96 51V50H95ZM162 51V52H163ZM200 51V50H199ZM224 51H226V50H220V52H221V54H223L224 53ZM86 52V51H85ZM159 51H157V53H158ZM169 52H171L172 54H171V56H170V53ZM79 53H81V54H79ZM88 53V52H87ZM153 53V52H152ZM166 53V54H167ZM227 53V52H226ZM50 54V53H49ZM156 54V53H155ZM161 54H165V53H161ZM167 54V55H168ZM202 54V53H201ZM208 55V56H207ZM38 56V55H37ZM48 56V59H50L49 58V55H47ZM51 56V55H50ZM153 56H154V54H153ZM156 56V55H155ZM166 56V55H165ZM228 56V55H227ZM39 57V56H38ZM83 57V56H82ZM199 57H202V60L201 59H199ZM41 58V57H40ZM154 58V57H153ZM159 58V57H158ZM161 58V57H160ZM172 58H170V61L172 60ZM226 58V57H225ZM37 59V58H36ZM48 59H47V61H48ZM122 59H126L127 60V65L126 66H121L120 65V62L122 61ZM142 59V58H141ZM163 58H161V60H162ZM165 59H167V58H165L164 57V60ZM40 60H42V58L40 59ZM44 60H46V59H44ZM152 60V59H151ZM87 61V60H86ZM39 62V61H38ZM37 62V63H38ZM43 62V61H42ZM41 62V63H42ZM50 62V61H49ZM69 62V63H68ZM75 62V63H76ZM83 62V61H82ZM81 62V63H82ZM142 62V61H141ZM140 62V63H141ZM164 62V61H163ZM174 62H176V59L174 60ZM178 62V61H177ZM176 62V63H177ZM178 62V63H179ZM93 63V62H92ZM136 63H138V64H136ZM143 63V62H142ZM146 63V62H145ZM165 63H166V60H165ZM165 63H163V65H161V66H163V67H159V68H162L163 69V71L167 68V70H168V68L170 67V65H168L167 63H166V66H164L165 65ZM175 63V64H176ZM176 64L177 66L179 65V64ZM49 64V63H48ZM52 63H50V65H51ZM84 64V63H83ZM88 64H90V63H88ZM153 64V63H152ZM171 64V63H170ZM180 64H182V63H180ZM75 65H77V64H75ZM143 65V64H142ZM142 65H140V66H142ZM150 65H151V63H150ZM183 65V64H182ZM53 66V65H52ZM83 66H85V65H83ZM86 66H88L87 65V63H86ZM169 66V67H168ZM29 67L31 68V66L29 65ZM40 67H41V65H40ZM49 67V66H48ZM166 67V68H165ZM173 67H175V66H173ZM187 67V66H186ZM216 67H218V66H216ZM18 68V67H17ZM30 68H27V69H30ZM41 68H43V67H41ZM78 68H79V65H78ZM81 68V67H80ZM122 68V69H121ZM142 68V67H141ZM140 68V69H141ZM157 68H158V65H157ZM172 68V67H171ZM170 68V71L172 70ZM190 68H188V69H190ZM76 69V68H75ZM81 69H83V68H81ZM84 69H85V67H84ZM90 69V68H89ZM88 69V70H89ZM151 69H152V65H151ZM155 69V68H154ZM174 69V68H173ZM176 69V68H175ZM214 69V68H213ZM220 69V68H219ZM25 70V69H24ZM77 70V69H76ZM79 70V69H78ZM143 70H145V68H144V66H143ZM214 70H217V69H214ZM15 71V70H14ZM13 71V72H14ZM21 71H22V69H21ZM34 71V70H33ZM39 71H41V70H39ZM79 71H81V70H79ZM91 71V70H90ZM146 71V70H145ZM150 71V70H149ZM176 71V70H175ZM213 71V70H212ZM219 71H221V70H219ZM18 72V71H17ZM31 72V71H30ZM88 72V71H87ZM139 72H141V73H139ZM166 72V71H165ZM191 72V71H190ZM216 72H218V71H216ZM225 72V71H224ZM16 73V72H15ZM36 73V72H35ZM147 73V72H146ZM175 73H177V72H175ZM10 74V73H9ZM22 74V73H21ZM20 74V75H21ZM90 74V73H89ZM88 74V75H89ZM92 74V73H91ZM158 74V73H157ZM193 75H194V73H192ZM215 74V73H214ZM213 74V75H214ZM221 74V73H220ZM223 74V73H222ZM29 75V74H28ZM39 75V74H38ZM48 75V74H47ZM77 75H79V74H77ZM159 75H161V74H159ZM6 76V75H5ZM10 76V75H9ZM12 76V75H11ZM36 76H37V74H36ZM36 76H35V78H33L32 77V79L30 78V76L28 77L29 79V85H31L32 87L34 86L35 87V85H36V89L33 87V88H31V92L34 94V96L36 97H34V99H37V96H38V98L39 97H41V99H43V100H45V101H47L48 99L49 100H52V101H47V102H51V103H53V95L51 96V97H47L46 98V96L48 95V96H50L49 95V93L48 92H50L53 88H51L50 89V87H51V85L49 84V81L47 82L46 81V83H45V86H44V88L42 89V90H40L39 89V87H40V83L42 82V81H39V82H37L36 81ZM49 76H50V74H49ZM83 76V75H82ZM100 76V77H99ZM145 76V75H144ZM195 76H197L196 74L194 75V76H192L193 78L195 77ZM206 76V77H205ZM7 77V76H6ZM5 77V78H6ZM42 77V76H41ZM232 77V76H231ZM14 78H15V80H13L14 82L13 83H11V84H9L8 85V87H7V91H6V89H5V94H6V97L9 99V97H10V95H11V92L9 91V89H10V85H13V84H16V88H18V87H20V86H22L21 84V79H19V77L18 76H14ZM26 78V77H25ZM51 78V77H50ZM74 78H76V77H74ZM209 78V77H208ZM208 78H206V79H208ZM3 79V78H2ZM13 79V78H12ZM34 79V80H33ZM60 79H59V81H60ZM114 78H112V80H113ZM155 79V78H154ZM170 79V78H169ZM175 79H177L176 77H175ZM205 79V80H206ZM9 80V79H8ZM40 80V79H39ZM58 80V79H57ZM65 80V79H64ZM79 80H80V78H79ZM78 79H77V82H80ZM104 80V79H103ZM166 80V79H165ZM194 80H195V78H194ZM205 80H203V81H205ZM209 80V79H208ZM70 81V80H69ZM68 81V82H69ZM150 81V80H149ZM160 81V80H159ZM162 81V80H161ZM170 81V80H169ZM174 81V80H173ZM192 81H193V79H192ZM207 81V80H206ZM177 82H178V80H177ZM6 83H10V82H6ZM5 83V84H6ZM60 83H62V82H60ZM64 83V82H63ZM96 83V82H95ZM134 83V82H133ZM158 83V82H157ZM175 83V82H174ZM192 83V82H191ZM236 83V82H235ZM234 83V84H235ZM28 84V83H27ZM67 84V83H66ZM163 84H165V83H163ZM177 84V83H176ZM244 84V83H243ZM43 84L41 83V86H42ZM64 85V84H63ZM68 85V84H67ZM147 85V86H146ZM150 85V84H149ZM166 86H168L167 84H165ZM179 85H181L180 83H179ZM192 85H193V83H192ZM191 85V86H192ZM224 85H225V83H224ZM229 85V84H228ZM30 86V87H31ZM113 86V85H112ZM151 86V85H150ZM29 87V88H30ZM38 87V88H37ZM64 87V86H63ZM145 87H148V81H146V80H144V81H142V82H137V86L136 87H128L127 88V90L124 92V90L122 91V95H124L125 97L127 96V98H128V100H130V101H133L134 99H135V97H136V94H139L140 96H142L143 98H146L148 101H149V103H150V94H144V93H142L141 91H146L144 88ZM193 87V86H192ZM225 87H226V89H228L229 87H230V89L232 90V91H236V90H238L239 88L241 89V87H242V84H241V82H237V84H235V85H229V87L227 88V85L226 86H223V87H221L222 89H225ZM22 88V87H21ZM20 88V89H21ZM42 88V87H41ZM93 88V87H92ZM141 88H143V89H141ZM163 88V87H162ZM162 88L160 89V91H162ZM19 89V88H18ZM35 89V90H34ZM66 89V88H65ZM117 89V88H116ZM124 89H126V88H124ZM148 89H149V87H148ZM148 89H147V91H148ZM166 89L168 90V88L166 87ZM166 89H165V91H166ZM193 89L195 90L196 89V87L194 88L193 87ZM3 90V89H2ZM10 90H12V89H10ZM33 90V91H32ZM62 90H63V88H62ZM229 90V89H228ZM244 90V89H243ZM19 91V90H18ZM17 90H16V92H17V94H20V92H18ZM55 91V90H54ZM241 91V90H240ZM245 91V90H244ZM4 92V91H3ZM24 92V91H23ZM27 92H28V90H27ZM62 92H64V90L62 91ZM148 92H151V89L148 91ZM159 92V91H158ZM183 93L185 92V91H182ZM186 92H187V90H186ZM196 92H197V90H196ZM195 92V94H198V93H196ZM53 93V92H52ZM163 93V92H162ZM166 93V92H165ZM164 93V94H165ZM167 93H168V91H167ZM171 93H172V91H171ZM179 93H181V91L179 92ZM182 93V94H183ZM188 93V92H187ZM240 93V92H239ZM15 94V93H14ZM26 94H28V93H26ZM30 94V93H29ZM163 94V95H164ZM182 94H180V95H182ZM200 94V93H199ZM21 95H22V93H21ZM138 95V97H140ZM148 95H150L149 97H148ZM159 96L160 97V99H161V97H164L165 98V95L164 96ZM168 95V94H167ZM167 95H166V97H167ZM180 95H179V98H180ZM186 95V94H185ZM206 95H210L209 93L208 94H206ZM211 95H213V93L211 94ZM4 96V95H3ZM15 96V95H14ZM19 96V95H18ZM44 96V97H43ZM174 96H177V94L175 93V95H173V97H170V98H177V101H179V100H181V98L179 99L178 97H174ZM187 96H189V95H187ZM31 97V96H30ZM33 97V96H32ZM154 97H156V96H154ZM168 97H169V95H168ZM167 97V98H168ZM206 97V96H205ZM247 97V96H246ZM245 97V98H246ZM15 98H17V97H15ZM19 98H21V96H19ZM50 98H52V99H50ZM149 98V99H148ZM158 98V97H157ZM169 98V99H170ZM183 99H184V95H183V97H182ZM189 98V97H188ZM187 98V99H188ZM252 98V97H251ZM11 99H12V101H11ZM18 99V98H17ZM16 99V100H17ZM41 99H39V102H40V100ZM137 99V98H136ZM166 99V98H165ZM169 99H167L168 100V102H169ZM186 99V101L185 102H187L188 100ZM225 99V98H224ZM226 99H228V97H226ZM232 99V98H231ZM15 100V101H16ZM19 100V99H18ZM31 100V99H30ZM126 100V99H125ZM124 100V101H125ZM127 100V101H128ZM143 100H145V99H143ZM157 100V99H156ZM155 100V101H156ZM176 99H174V101H175ZM185 100V99H184ZM191 100V98H189V101ZM203 100V99H202ZM216 100H218V99H216ZM220 100V99H219ZM234 100V99H233ZM233 100H231L232 102H233ZM10 101H11V103L10 104H14V100H13V97L11 98L10 97ZM14 101V102H13ZM19 101H21V100H19ZM173 101V102H174ZM204 101V100H203ZM207 101H209V99H207ZM221 101V100H220ZM231 101H229V99H228V102H231ZM34 102V101H33ZM44 102V101H43ZM107 102V101H106ZM146 102V101H145ZM176 102V101H175ZM174 102V103H175ZM184 102V103H185ZM224 102V101H223ZM222 102V103H223ZM226 102V101H225ZM232 102L231 103H229L230 105L232 104ZM16 103V102H15ZM19 103V102H18ZM35 103V102H34ZM33 103V104H34ZM41 103H42V101H41ZM41 103H40V105H41ZM51 103H50V106H51ZM148 103V104H149ZM173 103V104H174ZM177 103V102H176ZM202 103V102H201ZM214 103H216V102H214ZM218 103V105L220 106V103L219 102H217ZM236 103V102H235ZM253 103V102H252ZM21 104V103H20ZM36 104H37V106L40 108V105H38V100L36 101ZM36 104L35 105H33V106H36ZM42 104H44V103H42ZM125 104V105H124ZM124 104L122 105V107L121 108H119L118 110L119 111H117L118 112V116H117V123L119 124V123H121L122 122V124H123V121L125 122V120H129V121H132V122H127L126 121V125H124V126H120V127H116L118 130H119V132H121L122 133V135H128L129 136V134H131V136L134 138V143H132V145H133V148L134 147H137V149H140V151H137V153L139 152V154H138V158H140V160H142L141 162H143L141 165H140V167H138L139 168V171H138V174H137V177H136V180L134 181V182H130L129 181V185L128 186H130L129 188H130V192L132 193L130 196H127V197H129V200L128 201H130L131 203H133V207H132V209H131V211H130V213L128 214V217L129 218H125V219H123L124 217L122 216V215H124V214H122L121 215V213H122V211H127V208L125 207L127 204H128V202H124V199L126 198V193H127V190L128 189H125L124 187H122L123 186V184L127 181V178H126V176L124 175V176H121V174H120V176L121 177H118L119 175H118V170H113L112 168H105V165H102L101 163H103V162H99V159L94 155V152L92 151V150H94V148L96 149V146L95 147H93V149H91L92 147L90 146V144L89 143H86V141H88L89 142V136L87 137L88 138V140H87V138H86V140H85V138H84V135L83 136H79V137H77L78 139H77V142H76V144H75V147H73L74 148V150L73 151H75V154H74V159H73V163L71 164V166H68V164L67 163H69L68 161H67V169H65V170H68L67 172H71L72 171V174L71 173H69V174H71V175H69L68 173L67 174H65L66 172H65V170L62 172V169H64L65 167H63V168H61L62 166H61V163L63 164V162H60L59 161V159H58V161H59V163H57L58 161H56V155L57 154H55V153H57L55 150H54V148H52V147H55V149L56 148H58L57 147V144L54 142V144H52V145H48L46 148L44 147L43 148V146L44 145H42L41 144V146L39 147L38 145L40 144H38V142H37V146H38V148H41V155L39 156L40 157V162H39V164L41 165L40 167H39V171L38 170H36L35 169V167H34V165H32V164H30L29 163V167H27V170L26 171H29V173H31V177H29L30 179H32V182H33V185L31 186V190H32V195H34L33 197H31V198H36V200H37V204H35V202H33L32 204H31V206L33 207V209L34 210H37V213L39 214V215H41V218L45 221V223H48L47 225H45V224H43L44 226L42 227L43 228V230H44V233H43V231H41L44 235H41V236H44L43 238V243L42 244H44L43 245V247H41L42 246V244H37L38 246H40L38 249L40 250V253H42V255L44 256V260H46V262H47V264H102V263H106L107 261H109L108 259H107V257L109 256V248H110V246L112 245H120L122 242H126L127 244H128V242H127V239H128V236H129V234H130V232H131V230H137V232H139L140 234L141 233H143V229L145 228V226H147L148 224L150 225V228L154 231V226H155V224L154 223H152L150 220H151V218L152 217H156V219H157V221L158 222H160V225H159V227H158V231L157 232H153V233H156L157 235H159L162 231L164 232V234L163 235H165V238H164V244H162V251L163 252H165V254H163L164 255V260L162 261H160V262H155V263H152L151 261H153L152 259H150V257H144V258H142V260H141V258L139 259L134 253L132 254L128 249L126 250V251H122V249L120 248L119 249V258H118V256H117V262L115 263V264H197V262L199 263V264H209V262H211V261H207V259H209L210 260V258H208L207 256V252L205 251V248L206 247H208L209 246V244L211 243V244H213L212 245V249H214V255H210L211 257H214V260H213V264H215L217 261H220L219 259H220V257L222 256V254H220L222 251V248H223V246L225 245L224 243L226 242V244H227V242H232V244L231 245H233V244H238V245H241V247H243V245H249V246H251L252 245V243H251V240L249 239V238H247V237H245V235L244 234H242V232H240V231H238V228H237V220H236V218H237V216H238V213H239V211H243L244 209H241V208H239V202H237V201H239L240 199V196H237V200H236V195L234 194V192L232 193V194H229L228 195V198L229 199H227L226 197V202L227 203H225V204H219L218 205V207H215L214 208V211H213V213H211V214H209L210 212H209V210L211 211V210H213L212 208L211 209H205L204 207V205H202V207H203V212H206V214L208 213L209 214V217H210V220H211V224L213 225V227H214V229H213V227L211 228L210 226H211V224H210V226L208 227V228H211L213 231L215 230V235L213 236L212 234H211V236L212 237H214V238H209V237H211V236H209L210 235V233L211 232H208L207 233V231H209V229H206V232L204 233V231H205V226L206 225H204V223H208V222H204V220H203V218H201L200 216H202L203 214H204V216H206L205 215V213H203L202 211H201V209H197V207L198 206H201L200 204H198L197 205V207L193 204H190L189 203V201L190 200H188L189 199V197H191L192 196V194H193V196H194V198H195V196H197L198 197V195H199V198H198V201L200 200V199H202L201 197V193L203 194V191L205 192V187H204V190H201V184L199 183V181H198V178H200V176H199V172H200V170L197 168V167H194V168H190V167H187V166H185V167H187V169L186 170H184V168L185 167H183V169H182V171H181V176H183L189 183H190V185H192V187L193 188H196L197 190H198V193L196 192V194H198V195H194V193L195 192H193V191H190V189H185L186 191L187 190H189L190 191V193H192V194H190L191 196H189L186 192H184V191H182V193L184 192V193H186L187 195H188V197L186 198V197H184L183 196V194H182V202L181 203H183V206L181 207V210H179V212H172L168 207H167V205L166 206H164V204H162V201H160V197H161V195H160V197H159V195H157L156 194V192H155V190H158V189H162V190H164V191H166L167 192V194L169 195V197L168 198H170V196L171 197H173L174 195H175V193H176V183H178L179 182V177L178 176H176L177 174L175 173V171L173 170V172L171 173V175H169V177H168V179H165L164 177L163 178H161L163 175H165V173L163 172V171H161L162 169H160V167L159 166H164L165 167V165H158V167L155 165L156 163V160L157 159H162L163 157H171V158H176V157H178L180 154H182L183 153V151H179L178 149L179 148H177V147H181L183 144H186L187 146L186 147H188L190 150H192V151H195L198 155H200V156H204V154H209L210 153V150L212 149H209V150H207V148L205 147V142H203L205 139H204V137H202V136H200V134L202 135V131H201V133L200 134H198L200 131H198V127H197V125L195 126V122H194V124L192 125L191 123H193V121L194 120H196L197 121V119L195 118L196 116H198V115H196V113H195V109L194 110H191V108H190V110L191 111H189V110H187V111H185L186 113H185V115H187V112H188V114H192V115H194L193 116V118L190 120V122L188 123L189 125L191 124V130H189L190 132H191V137H188V138H186V136H185V134H184V138L185 139H183V137L180 139V140H173V137H175V135L174 136H172V137H170L169 135L168 136H164L161 140H157V141H155V140H153V139H151L150 138V135L149 134H147V132L145 131V129H144V127H146V126H143L144 125V123L142 124V122H141V120H140V118L142 119V117H141V115L139 114V112L137 113V111H136V109H133V110H130V108H131V102H128V103H126V102H124ZM158 104V103H157ZM159 104H161V103H159ZM165 104V103H164ZM172 104V103H171ZM178 104H180V102H178ZM182 104H183V102H182ZM181 104V105H182ZM189 105H190V103H188ZM187 104V105H188ZM192 104H194L195 105V101H193L192 103H191V105ZM229 104L227 105V106H229ZM237 104V103H236ZM32 105V104H31ZM45 105V104H44ZM134 105H135V103H134ZM133 105V106H134ZM139 105H143L142 103L141 104H139ZM153 105H155V104H153ZM167 105H168V103H167ZM184 105V104H183ZM213 105V104H212ZM238 105V104H237ZM19 106L20 105H14L13 107H15V110H16V108H19ZM22 106V105H21ZM46 106H47V109H48V105H47V103H46ZM50 106H49V109H50ZM132 106V107H133ZM163 106H165V105H162V107ZM169 106H170V104H169ZM169 106H168V108H169ZM171 106H173V105H171ZM225 106V105H224ZM225 107L227 110H229L230 108H231V110L232 111H235L236 112V110L238 109L237 108V106L235 105V108H237L236 110H233L232 108H234V107H230L229 106V109H228V107ZM231 106H234V105H231ZM12 107V108H13ZM78 107V106H77ZM145 107V106H144ZM150 107V106H149ZM154 107V106H153ZM158 107V106H157ZM160 107V106H159ZM158 107V108H159ZM174 108L173 109H170V110H173L174 111V114L175 115H172L171 113H172V111H171V115L172 116H176V115H178L177 113H179V111H178V108H180L179 107V105H178V108H176L175 107V105L173 106ZM254 107V106H253ZM10 108H11V106H10ZM22 108V107H21ZM24 108H25V106H24ZM27 108L29 109V107H26V110H27ZM35 108V107H34ZM54 108V107H53ZM141 108H143V106H141ZM152 108V107H151ZM155 108V107H154ZM165 108V107H164ZM164 108H163V110H164ZM241 108V107H240ZM238 109V111H240V110H242V109ZM250 108H252V107H250ZM38 109V108H37ZM42 109V108H41ZM41 109L39 110V113L41 112ZM61 109H63V108H61ZM66 109V110H65ZM144 109V108H143ZM146 109H147V107H146ZM149 109V108H148ZM147 109V110H148ZM156 109V108H155ZM182 109H183V106H182V108H181V110L180 111H182ZM21 110H23V109H21ZM21 110H19L20 111V113H21ZM25 110V109H24ZM45 110V109H44ZM43 110V111H44ZM51 110H52V107H51ZM64 112L63 113H67V112H69V108H68V111H67V108H64ZM71 110V109H70ZM168 110V109H167ZM166 110V111H167ZM185 110V109H184ZM198 110V109H197ZM212 110H214V109H212ZM251 110V109H250ZM12 111H14V109L12 110ZM18 110H17V113L19 112ZM42 111V112H43ZM46 111H48V110H46ZM82 111V110H81ZM79 112L78 113V117H77V122L76 123H74L75 121L73 120V118H71V116L73 117L74 116V114H71V113H69V114H71V116L69 117V116H67L66 114H64L65 116H67L68 118H69V120L70 119H72L73 120V122H72V120H71V122L72 123H74V125H76V129H75V133H76V135H77V133L80 135L81 133H80V131L82 132V130H83V120L81 121L80 119L83 117V115H82V112ZM145 111V110H144ZM162 111V110H161ZM200 111H202L203 112V110H200ZM205 111V110H204ZM208 111V110H207ZM216 111V110H215ZM254 111V110H253ZM256 111V110H255ZM25 112V111H24ZM42 112H41V114L39 115L38 114V111H37V115H39V116H41L42 115ZM70 112H72V111H70ZM230 111H228V113H229ZM244 112V110H242V113ZM14 113H16V111L14 112ZM20 113H19V115H20ZM23 113V112H22ZM46 113V112H45ZM62 113V114H63ZM74 113V112H73ZM147 113V112H146ZM145 113V114H146ZM160 113V112H159ZM168 113V112H167ZM209 113V112H208ZM208 113L206 114V115H208ZM217 113V112H216ZM221 113V112H220ZM219 113V114H220ZM232 112H230V114H231ZM240 113H241V111H240ZM255 113V112H254ZM51 114V113H50ZM68 114V115H69ZM151 114V113H150ZM166 114V113H165ZM200 114H202V113H200ZM204 114V113H203ZM214 114V113H213ZM213 114L211 115L212 116V118L214 117L213 116ZM229 114V115H230ZM233 114V113H232ZM231 114V115H232ZM76 115V114H75ZM156 115V114H155ZM205 115V114H204ZM203 115V116H204ZM222 115V114H221ZM64 116V117H65ZM77 116V115H76ZM75 116V117H76ZM150 116V115H149ZM164 116H166V115H164ZM179 116V115H178ZM182 115H180V117H181ZM184 116V115H183ZM211 116H210V118H211ZM226 116H227V114H226ZM244 115H242L241 117H243ZM67 117H66V119H67ZM151 117V116H150ZM190 117V116H189ZM201 117V118H200ZM206 117H208V116H206ZM224 117V116H223ZM222 117V118H223ZM240 117V116H239ZM41 118H42V116H41ZM152 118H153V116H152ZM166 118H167V116H166ZM178 118V117H177ZM209 118V117H208ZM210 118H209V120H210ZM228 119H230V116H228L227 117ZM232 118V117H231ZM45 120L47 119V117L46 118H44ZM83 119V118H82ZM199 119L201 120H203V118H202V116H200L199 115ZM206 119V118H205ZM215 119V118H214ZM219 119V118H218ZM244 119V118H243ZM246 119V118H245ZM38 120V119H37ZM51 120V119H50ZM50 120H49V123H50ZM54 120V119H53ZM53 120H51V121H53ZM68 120V119H67ZM68 120V121H69ZM80 120V121H79ZM84 120H86V118L84 119ZM154 120V119H153ZM156 120H157V117H156ZM159 120V119H158ZM200 120H198L199 121V124H200ZM227 120V119H226ZM48 120H46V122H47ZM58 121V120H57ZM144 121H145V119H144ZM180 121V120H179ZM197 121V122H198ZM215 121H217V120H214V122H213V119L210 121V124L211 123H217V122H215ZM219 121V120H218ZM67 122V121H66ZM154 122V121H153ZM223 122V121H222ZM244 122H245V120H244ZM37 123H39V122H37ZM45 123V122H44ZM59 123H60V121H59ZM72 123H70V125L72 124ZM160 123V122H159ZM206 123V122H205ZM204 123V125H206ZM50 124H52V123H50ZM55 124H56V127H58L57 126V123L55 122ZM65 124H67V123H65ZM69 124V123H68ZM67 124V126H70V125H68ZM168 124V123H167ZM172 124H173V122H172ZM188 124H186V125H188ZM224 124H225V122H224ZM224 124H223V126H224ZM242 124H243V122H239V118H238V120H236L235 121V123L233 122L232 124H230V125H228L227 124V129H228V131H229V135H228V142L230 141V144L227 142V147H229L230 148V150H229V152H227L228 150L227 149H225V147H224V143H221V145H222V147H223V149H225V150H227L226 151V153H229L231 156H232V158H233V160H235V168H234V170L236 169V165H242V166H244L243 165V157H244V155H243V157H242V153H241V157L243 158V159H241V157H239L238 159H234V156L236 155H233V153H234V151H235V149H234V146L235 147H238V146H241L242 145V143H243V141H245L246 142V144H248V147H249V150L250 151H253L254 152V150H252V147H251V140H248V136H247V132H244L245 130H243V128L240 130V128L242 127ZM45 125H47L46 123H45ZM59 125H61V124H59ZM63 125V124H62ZM148 125V124H147ZM158 125V124H157ZM180 125H182V124H180ZM184 126V131H186L187 132V130H188V126ZM200 125H203V123L201 122V124ZM203 125V126H204ZM216 125L217 124H215V126H214V124L211 126V131L212 132H214V130H216L215 129V127H216ZM36 126V125H35ZM51 126H54V124L53 125H51ZM152 126H153V124H152ZM174 126V125H173ZM193 126V127H192ZM214 126V127H213ZM223 126H221L222 127V129H223ZM245 126V125H244ZM163 127H165L164 125H163ZM38 128V127H37ZM36 128V129H37ZM41 128H43V127H41ZM46 128H50V126L48 125V126H46ZM72 128V127H71ZM72 128V130H73V135H74V129ZM84 128H86V126L84 125ZM148 128H149V126H148ZM176 128V127H175ZM174 128V129H175ZM180 128V127H179ZM204 128H206V126L204 127ZM212 128H214V130L212 129ZM220 128V127H219ZM53 129H54V127L51 129V134H52V131H53ZM57 129V128H56ZM60 129V128H59ZM62 129H64V128H62ZM167 129H169V128H167ZM200 129V128H199ZM202 129H203V127H202ZM208 129V128H207ZM218 129V128H217ZM227 129H225V130H227ZM244 129H246V127H244ZM247 129H248V127H247ZM43 130V129H42ZM41 130V131H42ZM67 130V129H66ZM66 130H63L62 131V133L65 131V132H67ZM70 130V129H69ZM85 130H87V129H85ZM85 130H84V132H85ZM149 129H147V131H148ZM153 130V129H152ZM151 130V128H150V131H152ZM176 130L178 131V128H176ZM210 130V129H209ZM224 129H223V132L225 131ZM243 130V132L241 133L240 131H242ZM40 131V128H38V133L39 132H41ZM180 131H183V129L182 130H180ZM183 131V132H184ZM189 131L187 132L188 134H189ZM228 131H226V132H228ZM254 131V130H253ZM22 132V131H21ZM43 132V131H42ZM42 132L40 133V135L41 136H43L44 137V135H47V134H50L49 132L50 131H48V133L47 134H42ZM47 132V131H46ZM45 132V133H46ZM88 132V131H87ZM157 132V131H156ZM159 132V131H158ZM205 133H203V135L204 134H206V130L204 131ZM212 132H210L209 134H211ZM218 132V131H217ZM225 132V135L227 134ZM61 133V132H60ZM69 134L70 133H72V132H68ZM83 133V132H82ZM88 133H90V132H88ZM167 133V132H166ZM220 133H222L221 132V130H220ZM54 134V133H53ZM48 135V136H51V137H53L54 135H57L56 133L54 134V135ZM65 135H66V133H64ZM163 134V133H162ZM188 134H186V135H188ZM215 134V133H214ZM224 134V133H223ZM59 135V134H58ZM57 135V137L56 136H54V138H51V139H55L56 141H58L59 140V142H60V140L62 139V137L63 136H65V135H61L60 137ZM171 135H173V134H171ZM257 135V134H256ZM38 136V135H37ZM67 136V135H66ZM65 136V137H66ZM71 136H72V134H71ZM71 136H70V138H71ZM206 136V135H205ZM214 137L216 136L217 137V135L215 134V135H213ZM212 136V137H213ZM25 137V136H24ZM58 138V139H56V138ZM181 137V136H180ZM207 137V136H206ZM208 137L211 139V137L208 135ZM45 138V137H44ZM67 138V137H66ZM125 138V137H124ZM208 138V139H209ZM226 138V137H225ZM76 140V138H71V140H72V142H74L75 140ZM122 139V138H121ZM155 139H156V137H155ZM159 139H160V137H159ZM222 139H224V138H222ZM250 139V138H249ZM252 139V138H251ZM52 140V141H53ZM65 140V139H64ZM64 140H61L62 141V143H63V141ZM66 140H70V139H66ZM70 140V141H71ZM224 140H226V139H224ZM232 140V141H231ZM23 141H24V139H23ZM35 141H37V139L35 140ZM47 141V140H46ZM50 141V140H49ZM52 141L51 142H49V143H52ZM118 141V140H117ZM207 141V140H206ZM209 141V140H208ZM233 141H235V142H233ZM256 141V140H255ZM65 142V141H64ZM210 142V141H209ZM234 143V146H232V143ZM41 143H42V141H41ZM62 143H59V144H61L62 145ZM120 143V142H119ZM219 143V142H218ZM226 143V142H225ZM44 144V143H43ZM48 144V143H47ZM67 144H71V142L69 143H67ZM66 144V145H67ZM87 144H89V146L87 145ZM130 144H131V142H130ZM237 146H236V145ZM32 145V144H31ZM30 145V146H31ZM46 145V144H45ZM59 145V149H60V147H62V146H64V148H61L60 150L59 149H56L58 152L60 151V152H62V149H63V153L65 152V157H66V160H68L67 158H68V155H66L67 153V151L68 150H65V148H66V146H65V144L64 145ZM120 145V144H119ZM157 145H159V147H161V151H159V149H155V146H157ZM219 145V144H218ZM257 145H259V142L257 143ZM50 146V147H49ZM74 146V145H73ZM129 146V145H128ZM253 146H255L254 147V149L255 148H257L256 147V143H254V145ZM261 146V145H260ZM260 146H258V147H260ZM29 147V146H28ZM71 148H72V146H70ZM131 147V146H130ZM226 147V148H227ZM263 147V146H262ZM32 149H33V145H32V147H31ZM70 148V150L69 151H71L72 149ZM28 149V148H27ZM136 149V148H135ZM181 149V148H180ZM184 149H185V147H184ZM214 149V148H213ZM212 149V150H213ZM238 149V148H237ZM31 150V149H30ZM30 150H28L27 152H29ZM38 150V149H37ZM65 150V151H64ZM211 150V151H212ZM215 150V149H214ZM225 150H223V152H222V154L224 153V151ZM239 150H242V148H239ZM256 150H258V148L256 149ZM255 150V151H256ZM25 151L26 150H24V151H22V152H24L25 153ZM38 151H40V150H38ZM122 151V150H121ZM189 151V150H188ZM188 151H186V152H188ZM238 151V150H237ZM31 152H34V150L33 151H31ZM99 152V151H98ZM103 152V151H102ZM136 152V151H135ZM159 152H160V155H159ZM219 152V151H218ZM220 152V153H221ZM241 152V151H240ZM30 153V152H29ZM35 153H36V151H35ZM34 153V154H35ZM39 153V154H40ZM63 153H59L61 156L63 155ZM72 153V152H71ZM213 153V152H212ZM216 153V152H215ZM219 153V156L221 155ZM226 153L224 154V156L226 155ZM28 155L29 156V154L28 153H25V155ZM32 154V153H31ZM33 154V155H34ZM38 154V155H39ZM58 154V155H59ZM69 154H70V152H69ZM184 154V153H183ZM217 154V153H216ZM237 154H239V153H237ZM26 155V156H27ZM57 155V156H58ZM59 155V156H60ZM63 155V156H64ZM97 155V154H96ZM104 155V154H103ZM215 155V154H214ZM228 155V154H227ZM230 155H228V156H230ZM216 156V155H215ZM222 156V155H221ZM246 156V155H245ZM249 156V155H248ZM33 157V156H32ZM31 157V158H32ZM102 157V156H101ZM100 157V158H101ZM212 157V156H211ZM30 158V157H29ZM30 158V159H31ZM60 158V157H59ZM137 158V157H136ZM166 158V159H167ZM200 158V157H199ZM204 158H206V157H203V159ZM223 158H225V157H223ZM223 158H221L222 159V161H224V159ZM227 158H229V157H227ZM246 159H247V157H245ZM252 157H250V159H251ZM33 159H34V157H33ZM72 159V158H71ZM114 159V158H113ZM188 159V158H187ZM192 159V158H191ZM201 159V158H200ZM202 159V160H203ZM220 159V160H221ZM230 159V158H229ZM255 159V158H254ZM25 160H27V159H25ZM163 160H164V158H163ZM177 160V159H176ZM199 160V159H198ZM214 160H216V159H214ZM245 160V159H244ZM249 160V159H248ZM248 160L246 161V162H248ZM256 160V159H255ZM28 161V160H27ZM30 161V160H29ZM28 161V162H29ZM35 161L36 162H38L37 160H36V158H35ZM102 161H104V163H105V159L104 160H102ZM184 161H185V159H184ZM236 161H237V163L238 164H236ZM251 161V160H250ZM28 162L26 163V165L28 164ZM158 162V161H157ZM167 162V161H166ZM193 162H194V160H193ZM213 162V161H212ZM226 162V161H225ZM230 162V161H229ZM228 162V163H229ZM233 162V161H232ZM232 162H230V163H232ZM24 163V162H23ZM164 163V162H163ZM168 163V162H167ZM201 163V162H200ZM234 163V162H233ZM245 163V162H244ZM39 164H38V166H39ZM66 164H64V165H66ZM107 165H108V163H106ZM191 164V163H190ZM196 164L197 163H195V166H196ZM199 164V163H198ZM206 164V163H205ZM207 164H209V163H207ZM219 164V163H218ZM20 165H22V162H21V164H19V166H18V168H20L21 166ZM25 165V164H24ZM23 165V166H24ZM25 165V166H26ZM189 165V164H188ZM202 165H203V163H202ZM210 165V164H209ZM22 166V167H23ZM24 166V169L26 168ZM110 166H111V164H110ZM110 166H107V167H110ZM179 166H181V165H179ZM194 166V165H193ZM192 166V167H193ZM246 166L248 167L249 165H247L246 164ZM22 167L19 169L20 171L21 170H23L22 169ZM167 167V166H166ZM169 167V166H168ZM176 167V166H175ZM178 167V166H177ZM182 167V166H181ZM209 167V166H208ZM234 167V166H233ZM246 167V168H247ZM216 168V167H215ZM214 168V169H215ZM221 168V167H220ZM229 168V167H228ZM239 168H241L240 166H239ZM244 168V167H243ZM242 168V169H243ZM246 168H244L243 169V171L242 172H244L245 173V171L248 169H246ZM115 169V168H114ZM165 169V168H164ZM170 169V168H169ZM205 170H206V168H204ZM241 169V170H242ZM250 169V168H249ZM249 169H248V171H249ZM253 169V167L250 169V170H252ZM172 170V169H171ZM218 170V169H217ZM220 170V169H219ZM239 170V169H238ZM26 171L24 170V172L26 173ZM31 171V172H30ZM207 171H208V169H207ZM222 171V170H221ZM226 171H227V169H226ZM229 171H232L231 169H229ZM254 171V170H253ZM65 172V173H64ZM167 172V171H166ZM224 172V171H223ZM252 172V171H251ZM21 173V172H20ZM19 173V174H20ZM225 173V172H224ZM237 173V172H236ZM240 173V172H239ZM250 173V172H249ZM249 173H248V175H249ZM65 176H64V175ZM161 174H163L162 176H161ZM211 174V173H210ZM222 174L223 173H221V176H222ZM252 174H254V172L252 173ZM21 175V174H20ZM25 175V174H24ZM23 175V176H24ZM67 175V176H66ZM118 175V176H117ZM200 175L202 176V173H200ZM206 175V174H205ZM205 175H204V177H205ZM215 175V174H214ZM230 175V174H229ZM246 175H247V173H246ZM27 176V175H26ZM168 176V175H167ZM216 176V175H215ZM249 176H251V173H250V175ZM254 176V175H253ZM252 176V177H253ZM28 177V176H27ZM210 177V175L208 176V178ZM224 177V176H223ZM223 177H222V180H223ZM238 177H239V175H238ZM26 178V177H25ZM75 178H77V180L75 179ZM203 178V176L201 177V179ZM237 178V177H236ZM243 178H245V177H243ZM170 179H174V181L175 182H172ZM200 179V180H201ZM205 179H206V177H205ZM209 179H211V178H209ZM251 179H254V177L253 178H251ZM26 180V179H25ZM29 180V179H28ZM27 180V181H28ZM182 180V179H181ZM221 180V181H222ZM229 180H231V179H229ZM240 180H241V178H240ZM240 180H238V178L236 179V180H234L235 181V183L236 182H240ZM249 180V179H248ZM256 180V179H255ZM208 181H211V180H208ZM247 181V180H246ZM245 181V179H244V182H246ZM29 182H31V181H29ZM32 182L31 183H29V184H32ZM206 182V181H205ZM223 182V181H222ZM222 182H221V184H222ZM228 182V181H227ZM233 182V181H232ZM242 182V183H241ZM241 184H244V182L241 180ZM251 182H253V180H251ZM25 183V182H24ZM23 183V184H24ZM180 183V182H179ZM208 183V182H207ZM210 183V182H209ZM208 183V184H209ZM212 183V182H211ZM224 184H222L223 186L225 185V182H223ZM28 184V183H27ZM27 184H24V185H27ZM184 184V183H183ZM213 185H214V183H212ZM237 184V183H236ZM239 184V183H238ZM237 184V185H238ZM251 184H253V183H250V186H251ZM180 185V184H179ZM202 185H203V183H202ZM228 185H229V183H228ZM228 185H226V186H228ZM234 185V184H233ZM28 186V185H27ZM127 186V187H128ZM208 186V185H207ZM210 186V185H209ZM217 186V185H216ZM231 186V185H230ZM249 186V187H250ZM187 187V186H186ZM190 187V186H189ZM214 187V186H213ZM241 187V186H240ZM251 187H253L254 188V186L252 185ZM1 188V192H0V199H1V203H0V208L3 206L2 205V196L3 197H5L3 194H6L5 192L2 194V186L0 187ZM193 188H192V190H193ZM226 188V187H225ZM228 188V187H227ZM231 188V187H230ZM229 188V189H230ZM16 189H19V190H22V188H19V186L16 188ZM244 190H245V192L248 194V192L246 191V189H248L246 186H245V188H243ZM10 190V189H9ZM9 190H8V193H10L9 192ZM13 190V189H12ZM29 190V189H28ZM208 190H210V189H208ZM207 190V191H208ZM211 190H212V188H211ZM217 190V189H216ZM220 190V189H219ZM189 191H187V192H189ZM214 191V190H213ZM24 192V191H23ZM130 192H128V193H130ZM179 192H181V191H179ZM210 192H212V191H210ZM215 192V191H214ZM221 192V191H220ZM224 192V191H223ZM226 192V191H225ZM241 192V191H240ZM251 192V190L249 191V193ZM16 193H20V196H21V194H22V192L21 191H16L15 192V195H17ZM29 193V192H28ZM109 193H111L112 195H109ZM159 193H161V192H159ZM158 193V194H159ZM208 193V192H207ZM218 193V192H217ZM230 193V192H229ZM238 193V192H237ZM245 193V194H246ZM11 194V193H10ZM25 194V193H24ZM186 194H184V195H186ZM214 194V193H213ZM246 194V195H247ZM251 194H254V192H252V193H250V194H248L249 196H251ZM12 195V194H11ZM14 195V196H15ZM210 195V194H209ZM222 195V194H221ZM225 195H226V193H225ZM242 195V194H241ZM14 196L12 195L11 197L12 198H14ZM23 196V195H22ZM20 197V198H23V197ZM25 196V195H24ZM243 196V195H242ZM7 197V196H6ZM9 197H10V195H9ZM8 197V198H9ZM10 197V198H11ZM16 197V196H15ZM18 197V196H17ZM164 197V196H163ZM166 197V196H165ZM206 197H207V194H206ZM210 197H211V195H210ZM215 197V196H214ZM218 197H220V195L218 196ZM248 197V196H247ZM246 197V198H247ZM252 197V196H251ZM8 198H7V200H8ZM11 198V199H12ZM20 198L18 197V199L16 198V200H19V201H16L17 203L19 202V205H20ZM27 196L25 197V202H26V200H27ZM177 198V197H176ZM180 198H181V195H180ZM212 198V197H211ZM215 198H217V196L215 197ZM224 198V199H225ZM232 200H231V199ZM243 198H245V196H243ZM11 199H9L10 201H11ZM128 199V198H127ZM174 199V198H173ZM197 198H195V200H196ZM207 199V198H206ZM239 199V200H238ZM241 199H242V197H241ZM248 199H250V197H248ZM35 200V199H34ZM213 200V199H212ZM229 200H231V201H229ZM247 200V199H246ZM245 200V201H246ZM4 201V200H3ZM10 201H7V202H9L10 203ZM12 201H14V200H12ZM22 201V200H21ZM173 201H175V200H173ZM177 201H178V199H177ZM197 201V200H196ZM197 201V202H198ZM203 201H205V202H203ZM202 202L203 203H205L206 204V202H207V200H205V198H204V200H203ZM215 201V203L216 202H221V200H218L217 199V201L214 199L213 200V202ZM247 201H249V200H247ZM192 202H193V200H192ZM196 202V203H197ZM199 202H201V201H199ZM198 202V203H199ZM212 202V203H213ZM4 203H5V201H4ZM3 203V204H4ZM15 203V202H14ZM17 203H16V205H17ZM108 203V204H107ZM123 203V204H122ZM175 203H177L176 201H175ZM195 203V204H196ZM208 203H209V200H208ZM211 202L209 203V204H207V206H206V208L209 206V207H211V205L210 204H212ZM6 204H8V203H6ZM22 204H23V202H22ZM22 204H21V206H22ZM174 204V203H173ZM248 204V203H247ZM11 205H13L12 204V202H11ZM18 205V206H19ZM80 207H79V206ZM107 205H109L108 206V209H106V207L105 206H107ZM123 206V208H122V206ZM178 205V204H177ZM241 205H243V204H241ZM252 205V204H251ZM20 206V207H21ZM31 206H28L27 207V209H29V211H25V210H23V211H20L21 212V214H26L25 212H32V214H33V210H31L32 209V207ZM121 206V207H120ZM132 206V205H131ZM130 206V207H131ZM174 206H176V205H174ZM180 206V205H179ZM178 206V207H179ZM7 207H8V205H7ZM6 207V208H7ZM166 208L165 209V211H166V214H164V212H163V208ZM251 207V206H250ZM254 207V209H256L255 207L256 206H253ZM9 208H10V206H9ZM13 208V207H12ZM12 208H10V209H12ZM16 208V207H15ZM23 208V207H22ZM129 208V207H128ZM243 208H244V205H243ZM248 208V207H247ZM246 208V209H247ZM3 209H5L4 208V206L0 209V214H2L0 217L2 218H0L1 219V222H3V220H4V222H3V225L7 228V224H8V222L7 221H9V220H7V219H5V215H7L8 214V216H10V214L9 213H7V211L5 212V211H3ZM24 209H26V208H24ZM204 209L206 210V211H204ZM249 209V208H248ZM250 209H252V208H250ZM17 210V209H16ZM16 210H14V211H16ZM18 210H19V208H18ZM22 210V209H21ZM120 210H121V212H120ZM13 211V212H14ZM25 211V212H24ZM208 211V212H207ZM255 212H256V210H254ZM254 211H252V212H254ZM259 211V210H258ZM6 214H5V213ZM128 212V211H127ZM17 213V212H16ZM18 213H19V211H18ZM34 213H35V211H34ZM36 213V214H37ZM243 213V212H242ZM249 213V212H248ZM29 214H31V213H29ZM29 215V219H31V217H33V219L36 217V215H35V217L33 216V215ZM207 214V215H208ZM240 214H241V212H240ZM27 216H28V214H26ZM26 215H25V217H26ZM199 217V219H200V222H198L199 220H197V221H195L193 218L194 217ZM203 217V216H202ZM240 217V216H239ZM238 217V218H239ZM6 218H7V216H6ZM9 218V217H8ZM206 217H204V219H205ZM27 219H28V217H27ZM33 219H31L33 222L35 221V222H37L36 221V219L35 220H33ZM120 219V220H119ZM201 219H202V221L204 222H202L201 221ZM30 220V221H31ZM43 220H41V222L43 221ZM5 221L7 222L6 224H4L5 223ZM21 221V220H20ZM39 221V220H38ZM239 221H241L240 219H239ZM18 222H19V220H18ZM26 222H27V220L25 221V224H26ZM28 222H29V220H28ZM27 222V223H28ZM40 222V221H39ZM120 222H122L123 224H121ZM157 222V223H158ZM30 223V222H29ZM43 223V222H42ZM179 223H182L181 225H183V223H184V226H183V228H181L180 227V229H178L177 228V224H179ZM202 223H203V225H202ZM240 223L241 222H239L238 224L240 225ZM35 223H32L31 225H34ZM197 224V225H196ZM1 225H2V223H1ZM0 225V232H3V230L1 229V227L3 226H1ZM27 225H30V224H27ZM31 225H30V227H31ZM195 225H196V227H195ZM238 225V226H239ZM2 227L3 229L5 228V227ZM9 226V225H8ZM26 226V225H25ZM35 226V225H34ZM36 226H37V224H36ZM39 226V225H38ZM208 226V225H207ZM30 227H25V229L26 228H29L27 231H25L24 233H28V231L30 230ZM203 227H204V230H203ZM249 227V226H248ZM6 228H5V230H6ZM35 228V227H34ZM38 228H41L40 226L38 227ZM207 228V227H206ZM18 229H21V228H18ZM37 229V228H36ZM34 229V232H36L37 234H38V230H40V229ZM245 229V228H244ZM8 230H10V229H8ZM242 230H243V228H242ZM249 230V229H248ZM255 230V229H254ZM19 231V230H18ZM31 232L33 231L32 230V227H31V230H30ZM211 231V230H210ZM244 231V230H243ZM251 231V230H250ZM30 232V233H31ZM31 233V234H35V233ZM4 233V232H3ZM2 233V234H3ZM21 233H23V230H22V232H19V234H21ZM41 233V234H42ZM132 233V232H131ZM208 234L207 235V238H206V235L205 234ZM213 234H214V232H212ZM244 233V232H243ZM247 233V232H246ZM18 233H17V231H11V234L7 231V233L6 234H3L4 235V237H3V239L2 238H0V240L3 242V245L5 244L6 245V248H7V250H6V253L5 254H7L8 255V252L10 251V248L8 247V245H7V243L9 242L8 240L11 238L12 239V244H14V246H15V252L17 253V249H19L23 244H24V241L22 240V238L24 237L25 238V235L22 237V235H21V237H20V235H19ZM35 235V239H34V241H36L37 242V240H38V242L37 243H39V241L40 240H42L41 238H40V240H39V238H38V236H40V233L38 234V235ZM134 234V233H133ZM256 234V233H255ZM254 234V235H255ZM28 235V234H27ZM145 235V234H144ZM143 235V236H144ZM156 235V236H157ZM29 236V235H28ZM33 235H31L30 237H32ZM137 235H135V238L136 239H138L137 237H136ZM249 237V236H248ZM23 238V239H24ZM34 238V237H33ZM29 239V238H28ZM27 239V240H28ZM31 239V238H30ZM135 239V240H136ZM208 239H210V240H214V241H211V242H209V244H208ZM32 240V239H31ZM139 240V239H138ZM256 240V239H255ZM1 241H0V244H2L1 243ZM161 241H163V240H161ZM28 242V241H27ZM214 242V243H213ZM256 241H254L253 243H255ZM32 242H30V244H31ZM130 243H133V242H130ZM136 243V242H135ZM30 244H29V246H30ZM137 244V243H136ZM251 244V245H250ZM2 245V254H4V252L5 251H3V250H5L4 248H5V245L3 246ZM33 245H36L35 243L33 244ZM230 245V246H231ZM254 245V244H253ZM38 246H32V247H30L29 249V252L31 251V250H33V251H31L30 252V254H32V257L33 256H35V255H37V252L36 251H34V249L36 248V247H38ZM128 246V245H127ZM215 246V247H214ZM226 246V245H225ZM26 247V246H25ZM123 247V246H122ZM229 247V246H228ZM232 247V249H233V246H231ZM234 247H236L235 245H234ZM241 247H239V248H241ZM245 247V246H244ZM243 247V248H244ZM254 247V246H253ZM43 248V249H42ZM113 248V247H112ZM118 248V247H117ZM125 248V247H124ZM139 248V247H138ZM237 248V247H236ZM243 248H242V250H243ZM247 248V247H246ZM22 249V248H21ZM21 249H19V250H21ZM115 249V248H114ZM113 249V250H114ZM126 249V248H125ZM211 249V248H210ZM209 249V250H210ZM229 249V248H228ZM235 249V248H234ZM238 249V248H237ZM236 249V250H237ZM0 250H1V248H0ZM24 250H25V248H24ZM35 250H37V249H35ZM116 250V249H115ZM225 251H226V249H224ZM252 250H254L253 248H252ZM8 251V252H7ZM26 251V250H25ZM24 251V252H25ZM156 251V250H155ZM211 251V250H210ZM235 251V250H234ZM12 252V251H11ZM24 252H22V254H24ZM27 252V251H26ZM26 252H25V254H26ZM134 252V251H133ZM229 252V251H228ZM231 252V251H230ZM233 252V251H232ZM236 252V251H235ZM246 252V251H245ZM40 253H39V251H38V256L40 255ZM116 253H118V252H116ZM207 253V254H206ZM222 253H224L225 254V252L223 251ZM234 253V252H233ZM238 253V252H237ZM243 253V252H242ZM5 254H4V256H5ZM10 254V253H9ZM27 254H28V252H27ZM114 254V253H113ZM145 254V253H144ZM5 256V257H8V256ZM11 256H12V253L10 254ZM114 255H116V254H114ZM228 255V254H227ZM4 256H3V258H1V259H3V260H5L4 259ZM27 256V255H26ZM29 256V255H28ZM232 256H233V254H232ZM11 258V257H10ZM14 258V257H13ZM28 259H30L29 257H27ZM26 258V259H27ZM39 259L41 258V257H38ZM153 258V257H152ZM228 258V257H227ZM1 259H0V261H1ZM15 259V258H14ZM13 260V259H12ZM19 260V259H18ZM22 260V259H21ZM20 260V261H21ZM42 260V259H41ZM111 260V259H110ZM9 261H10V259H9ZM17 261V260H16ZM19 261V262H20ZM238 261V260H237ZM4 262V261H3ZM44 262V261H43ZM7 263V262H6ZM5 262H4V264H6ZM24 263V262H23ZM12 264V263H11ZM14 264V263H13ZM18 264V263H17ZM41 264H42V262H41ZM217 264H219V263H217ZM220 264H222V263H220Z\"/></svg>",
  "mask_w": 264,
  "mask_h": 264
}]
</instances>
